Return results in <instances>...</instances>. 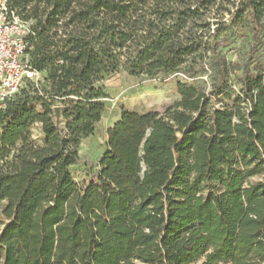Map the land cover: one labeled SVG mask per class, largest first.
<instances>
[{"label":"trees","instance_id":"obj_1","mask_svg":"<svg viewBox=\"0 0 264 264\" xmlns=\"http://www.w3.org/2000/svg\"><path fill=\"white\" fill-rule=\"evenodd\" d=\"M4 3L29 24L43 78L0 101V264H264V178L251 182L264 175V72L247 64L229 106L223 53L248 25L254 60L264 0ZM206 61L219 86L179 83L163 112L124 111L98 172L75 180L108 77L198 74Z\"/></svg>","mask_w":264,"mask_h":264},{"label":"rangeland","instance_id":"obj_2","mask_svg":"<svg viewBox=\"0 0 264 264\" xmlns=\"http://www.w3.org/2000/svg\"><path fill=\"white\" fill-rule=\"evenodd\" d=\"M234 32H238V35H233V45L223 52L230 64L226 82L231 91V96L224 101L229 106H232V102L240 96L241 80L247 64H249L253 76H256L259 72H264V38L256 46L257 52L254 60L250 61L248 53L253 44L250 26H238L237 31L233 27L231 33L234 34ZM26 60H29L28 56ZM179 83L192 85L199 90L210 92L214 86H219L220 78L214 65L209 61L205 62L198 74L182 70L168 76L147 78L132 77L121 71L108 77L105 81V87L109 98L105 100V113L94 134L80 144L79 153L82 161L72 168L75 180L82 182L98 172L99 162L107 149L108 131L120 120L124 111L138 113L163 112L180 101ZM216 106L218 107L219 104ZM32 132L37 141L42 139L38 125L33 127ZM263 178L264 175L257 176L252 178L251 182L255 183ZM0 220H2L1 217ZM1 229L0 225V232ZM203 262L204 258L192 264H202ZM135 264L142 263L136 262Z\"/></svg>","mask_w":264,"mask_h":264},{"label":"built area","instance_id":"obj_3","mask_svg":"<svg viewBox=\"0 0 264 264\" xmlns=\"http://www.w3.org/2000/svg\"><path fill=\"white\" fill-rule=\"evenodd\" d=\"M0 0V101L13 98L29 80L39 83L42 74L26 60L29 24L22 22Z\"/></svg>","mask_w":264,"mask_h":264}]
</instances>
